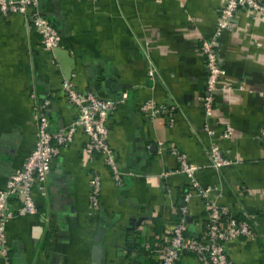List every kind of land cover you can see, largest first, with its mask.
Listing matches in <instances>:
<instances>
[{
  "label": "crops",
  "instance_id": "crops-1",
  "mask_svg": "<svg viewBox=\"0 0 264 264\" xmlns=\"http://www.w3.org/2000/svg\"><path fill=\"white\" fill-rule=\"evenodd\" d=\"M224 0H38L60 42L44 49L20 13L0 15V187L34 144L33 103L47 100L49 129L75 115L61 89L117 99L107 116L106 141L120 171L117 183L100 157L89 162L85 135L58 148L44 191L34 192L37 211L6 224L8 260L0 264H159L176 221L177 201L188 188L169 151L175 147L199 167L200 186L213 187L217 202L248 220L253 239L226 242L233 264H264V16L239 6L235 26L217 37V53L229 91L215 90L210 135L201 99L206 70L199 43L211 36ZM264 4V0H259ZM152 67L154 74L147 76ZM34 92L35 98L30 97ZM125 94L122 97V94ZM151 98L173 105L172 124L150 119L139 104ZM231 125L232 134L220 130ZM164 145L158 147L157 142ZM215 142L229 163L214 169L206 154ZM100 175L99 203L88 206V175ZM169 171L162 176V172ZM16 198H10L11 208ZM185 235L199 237L203 199L187 201ZM100 230L98 249L94 237ZM175 264H198L182 250Z\"/></svg>",
  "mask_w": 264,
  "mask_h": 264
},
{
  "label": "built area",
  "instance_id": "built-area-1",
  "mask_svg": "<svg viewBox=\"0 0 264 264\" xmlns=\"http://www.w3.org/2000/svg\"><path fill=\"white\" fill-rule=\"evenodd\" d=\"M239 6H245L249 11H260L264 16V4L259 0H224L220 9L214 30L210 37L203 38L199 43V53L204 58L206 70L205 94L201 105L205 120L203 129L210 135L215 133L210 125L213 114L214 92L231 90L232 86L226 81L225 70L220 65L217 53V37L226 30L235 26L234 13ZM20 13L39 35V41L44 49L52 50L59 45L60 34L55 26L41 13L38 0H0V15ZM152 77V67L146 70ZM61 89L65 93L69 104L75 109L74 117L64 126L50 130L46 115L47 100L33 103L31 107L34 120V144L24 157L21 166L12 171L0 187V257L7 262L9 246L6 236V224L15 216L34 214L37 211L34 201V192L44 191V181L51 167V163L58 153V148L73 138L76 131L82 132L86 139L83 152L91 162L100 157L109 168L111 177L117 183L120 171L117 169L113 153L106 141L107 116L117 107V99L101 98L90 90H77L71 78H62ZM125 94H122L124 97ZM30 97L35 98L34 92ZM173 105H159L151 98L140 102L139 111L147 118H154L164 114L168 124H172L174 116ZM233 128L225 124L220 130L224 138L232 134ZM162 147V141L157 142ZM169 151L177 161L176 171L185 174L188 188L183 192L179 206L180 217L172 224L168 241L161 249L159 264H175L182 250L190 251L198 264H233L226 252V242L246 237L253 239L255 232L248 220L237 218L229 213L228 208L217 202L213 187L199 185L195 171L199 167L189 162L183 152L170 146ZM206 154L209 164L214 169L229 163L225 152L212 142ZM169 171L162 172V176ZM88 206L96 209L99 203L100 175L91 170L88 175ZM200 196L205 204L206 217L203 230L199 237L185 235V215L187 201L191 194ZM10 198H16V207L9 205Z\"/></svg>",
  "mask_w": 264,
  "mask_h": 264
},
{
  "label": "trees",
  "instance_id": "trees-1",
  "mask_svg": "<svg viewBox=\"0 0 264 264\" xmlns=\"http://www.w3.org/2000/svg\"><path fill=\"white\" fill-rule=\"evenodd\" d=\"M184 192V191H183ZM183 192H181V194H180V196H179V198H178V201H177V214H176V220L180 217V212H179V206H180V204H181V197H182V195H183Z\"/></svg>",
  "mask_w": 264,
  "mask_h": 264
},
{
  "label": "water",
  "instance_id": "water-1",
  "mask_svg": "<svg viewBox=\"0 0 264 264\" xmlns=\"http://www.w3.org/2000/svg\"><path fill=\"white\" fill-rule=\"evenodd\" d=\"M100 230L97 231L95 237H94V244H95V249L97 250L98 249V238H99V235H100Z\"/></svg>",
  "mask_w": 264,
  "mask_h": 264
}]
</instances>
